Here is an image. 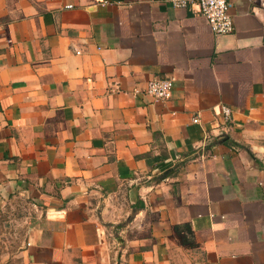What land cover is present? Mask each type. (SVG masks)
Masks as SVG:
<instances>
[{"label": "crops", "instance_id": "crops-1", "mask_svg": "<svg viewBox=\"0 0 264 264\" xmlns=\"http://www.w3.org/2000/svg\"><path fill=\"white\" fill-rule=\"evenodd\" d=\"M229 2L216 35L168 0H0V264H264V0Z\"/></svg>", "mask_w": 264, "mask_h": 264}, {"label": "built area", "instance_id": "built-area-1", "mask_svg": "<svg viewBox=\"0 0 264 264\" xmlns=\"http://www.w3.org/2000/svg\"><path fill=\"white\" fill-rule=\"evenodd\" d=\"M171 6L180 9L191 8L204 17L211 31L216 34H229L234 31L233 17L230 13L229 0H168ZM107 1H102L105 5ZM79 53L80 51H75ZM174 85L173 77H152L146 81L144 92L155 100L169 99L172 95ZM231 108L225 104L221 105V113L224 121L231 119ZM198 122L197 116L192 118Z\"/></svg>", "mask_w": 264, "mask_h": 264}, {"label": "rangeland", "instance_id": "rangeland-1", "mask_svg": "<svg viewBox=\"0 0 264 264\" xmlns=\"http://www.w3.org/2000/svg\"><path fill=\"white\" fill-rule=\"evenodd\" d=\"M19 228L20 227L17 226V224H15L14 228L11 230L10 237H8L9 240L12 241V243L9 244V245H11V247L16 246V241L20 237V235L22 234L21 229H19Z\"/></svg>", "mask_w": 264, "mask_h": 264}]
</instances>
